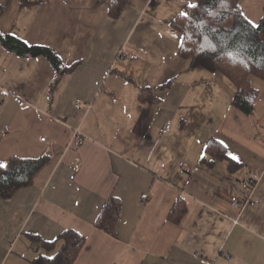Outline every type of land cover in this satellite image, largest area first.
<instances>
[{
    "label": "crops",
    "instance_id": "crops-1",
    "mask_svg": "<svg viewBox=\"0 0 264 264\" xmlns=\"http://www.w3.org/2000/svg\"><path fill=\"white\" fill-rule=\"evenodd\" d=\"M29 1L7 0L0 36L77 67L50 90L45 57L0 43V163L47 157L30 185L0 198V264L52 256L59 244L47 252L37 239L66 230L85 237L74 264H264V79L249 78L247 115L224 75L179 56L172 22L195 0H130L116 18L109 0ZM238 6L259 24L264 0ZM210 141L222 151L205 153ZM111 196L115 235L95 226ZM232 196L253 205L240 213Z\"/></svg>",
    "mask_w": 264,
    "mask_h": 264
},
{
    "label": "trees",
    "instance_id": "trees-1",
    "mask_svg": "<svg viewBox=\"0 0 264 264\" xmlns=\"http://www.w3.org/2000/svg\"><path fill=\"white\" fill-rule=\"evenodd\" d=\"M22 7L29 0H18ZM155 0H151L154 2ZM7 0H0V16ZM108 14L118 17L130 0H109ZM239 0H195L184 14L172 22V26L182 36L179 56L190 60L193 68H202L209 72L224 75L237 91L232 106L250 115L257 97V90L250 84V76L264 79V7L263 16L252 27L242 14ZM4 50L13 55L28 58L43 56L55 72L50 90L59 76L72 72L77 65L64 67L58 54L46 47L28 46L12 36H0ZM215 148L222 149L215 141H210L205 153ZM222 151V150H221ZM47 157L23 159L12 157L7 167L0 169V198L7 200L20 188L31 184L33 176L45 164ZM120 200L110 197L101 209L95 226L104 232L115 235V226L121 215ZM179 206V205H178ZM37 242L43 250L52 251L56 244L58 250L52 256L38 254L31 264H74L85 244V237L72 230L64 231L57 241Z\"/></svg>",
    "mask_w": 264,
    "mask_h": 264
},
{
    "label": "built area",
    "instance_id": "built-area-1",
    "mask_svg": "<svg viewBox=\"0 0 264 264\" xmlns=\"http://www.w3.org/2000/svg\"><path fill=\"white\" fill-rule=\"evenodd\" d=\"M174 32V30L172 31ZM129 60H136L137 59V56L135 55H130L128 57ZM83 102L81 100H76L74 102V107L76 110H81V108L83 107ZM170 128V126H166L164 130H168ZM76 136L78 137L77 138V142L79 145H81L83 143V138L81 136V134H79L78 132H76ZM42 141H44L45 139H41ZM249 184H253V182H248ZM143 200H145L147 198L146 195L142 196ZM230 204L233 208H235L236 210H238L240 213H242V211L248 206V205H253V203L250 201V199H246V200H243V199H240L239 197L237 196H232L230 198ZM227 258H229V256H226Z\"/></svg>",
    "mask_w": 264,
    "mask_h": 264
},
{
    "label": "snow or ice",
    "instance_id": "snow-or-ice-1",
    "mask_svg": "<svg viewBox=\"0 0 264 264\" xmlns=\"http://www.w3.org/2000/svg\"><path fill=\"white\" fill-rule=\"evenodd\" d=\"M248 23H249L252 27H257V25H256L253 21H251V20H249ZM25 43H27V41H25ZM220 143H221V145H222L223 147L227 148V145H225V144L223 143V141H221ZM229 156H230V158H231L232 160L238 162V157L232 155L231 153H229ZM6 167H7V165H5V164H3V163H0V169L6 168Z\"/></svg>",
    "mask_w": 264,
    "mask_h": 264
}]
</instances>
